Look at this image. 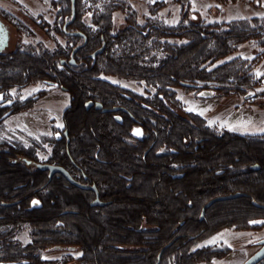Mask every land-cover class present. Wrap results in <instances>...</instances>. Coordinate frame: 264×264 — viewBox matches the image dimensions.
I'll list each match as a JSON object with an SVG mask.
<instances>
[{"label": "trees", "instance_id": "obj_1", "mask_svg": "<svg viewBox=\"0 0 264 264\" xmlns=\"http://www.w3.org/2000/svg\"><path fill=\"white\" fill-rule=\"evenodd\" d=\"M99 1L76 0L69 29L84 32L88 41L74 55L75 64L69 63L71 52L83 39L62 30L65 15L72 13L70 0L56 2L61 19L55 30L66 38L64 45L42 49L20 44L0 53V103L7 91L37 82L69 92L64 113L68 137L56 140L48 162L64 166L74 178L86 175L111 202L91 206L90 191L60 173L49 180L48 171L23 160L40 162L26 148L0 143V225L10 227L0 231V264L42 262V253L55 247L79 251V264H157L162 249L159 264L223 257L229 249L193 245L202 229L264 228V208L253 203L264 204V132L216 131L200 114L178 112L175 87L206 91L209 97L251 94L260 84L254 65L264 56V22H193L185 13L174 25L141 26L129 16L115 30L113 13L121 0H102L91 24L86 23L87 3ZM178 1L182 8L190 7V0ZM251 41L262 48L254 59L234 55ZM104 42L105 49L91 57ZM107 76L153 86L151 106L130 99L128 94L141 97ZM47 92L16 101L0 114V122L32 107ZM90 100L104 107L125 104L141 121L144 137L133 135L136 120L123 113L119 121L113 112L86 108ZM234 192L244 194L214 202L199 219L208 200ZM12 201L17 203L3 205ZM16 229H28L31 241L22 243Z\"/></svg>", "mask_w": 264, "mask_h": 264}, {"label": "rangeland", "instance_id": "obj_2", "mask_svg": "<svg viewBox=\"0 0 264 264\" xmlns=\"http://www.w3.org/2000/svg\"><path fill=\"white\" fill-rule=\"evenodd\" d=\"M56 2L57 0H0V15L8 23L11 31L10 45L6 52L13 51L20 44L42 49L64 45L66 38L55 30V25L61 19V16L58 17ZM121 2V7L113 13L115 30L123 28L129 16H133L141 26L155 22L174 25L185 13L187 19L193 22L220 23L234 19H260L264 22V0H190L189 8H182L178 0H121ZM87 5L90 7L86 22L90 23L93 9L101 8L103 1L90 2ZM261 49L255 41L246 42L240 45L234 55L252 60ZM254 71L260 78V84L252 89L250 98L235 94L228 96L216 94L209 97V92L175 87L176 98L181 103L178 112L200 114L216 131L230 130L241 134L264 132L262 131L264 129V56L254 65ZM107 78L126 89L147 95L144 91L147 85L145 81L118 76H107ZM42 90L48 92L39 97L32 107L8 114L0 122V143L23 146L34 159L48 162L56 144V135L62 136L65 128L64 113L71 100L69 92L41 82L23 88H14L4 95L0 103V114L4 109L8 111L13 105L15 107L16 101H24ZM73 198L76 197L73 195ZM6 228L8 230L10 227L0 225V231ZM15 237L24 244L31 241L28 229H16ZM262 237H264V228L226 227L204 233L195 241L193 249L215 246L229 251L223 257H214L209 262L202 261L196 264H242L259 248L257 241ZM210 241L215 242L210 243ZM79 254V251H72L66 247H55L42 253V262L25 264H73ZM68 255L73 260H68ZM261 264H264V261Z\"/></svg>", "mask_w": 264, "mask_h": 264}, {"label": "water", "instance_id": "obj_3", "mask_svg": "<svg viewBox=\"0 0 264 264\" xmlns=\"http://www.w3.org/2000/svg\"><path fill=\"white\" fill-rule=\"evenodd\" d=\"M72 3V17L70 19H68L63 26V30L65 33L70 34V35H79V36H84V41L80 44H77L74 49L72 50V54H71V58L69 59V63L70 64H75V58L74 55L75 53L87 43V37L83 32L80 31H68L67 30V26L75 19L76 17V0H71ZM1 30L5 31L7 33V29L5 28L2 20L0 19V32ZM0 48L3 49L4 46L7 45V35H5L3 38L2 36L0 37ZM106 43L104 42L102 44L101 47H99L98 49H96L93 53H91V57H96L97 54L101 53L104 49H105ZM62 63H65V60L61 61ZM246 98L251 97V94H247L245 95ZM86 108H90L92 106H94L96 109H102L103 111H116L118 109H124L121 106H114V107H104L103 104L99 101H87L85 103ZM65 135H67V130H65L64 132ZM24 161H26L27 164H33L35 165L37 168L41 169V170H46L48 171V178L49 180L53 177L54 174L56 173H61L63 176L66 177V179L71 182L72 184L81 187V188H89V189H93L94 191H96L97 193V197L91 202V205L95 206V205H104L107 202L102 201L99 197H98V190L97 187L95 185H88V184H84L81 183L80 181L76 180L72 174L69 172V170L67 168H65L62 165L59 164H55V163H50V162H33L32 160L28 159V158H23ZM254 169L259 168L258 165H253L252 166ZM244 193L242 192H234V193H229V194H225V195H218L215 196L213 198H211L210 200H208L202 207L201 210V215L200 218L202 219L205 215L206 209L211 206L214 202L218 201V200H225V199H230V198H234V197H238L240 195H242ZM17 203V201H12V202H3V205H12ZM253 203L257 206L263 207L264 208V204H261L259 202H257L256 200H253ZM257 244L261 245L260 248L258 250H256L251 256H249L242 264H256L257 262H259L260 260H262L264 258V238L260 239L259 241H257ZM162 252L163 249L159 252L158 254V260H157V264L160 263L161 260V256H162ZM8 264V263H7ZM75 264V263H73Z\"/></svg>", "mask_w": 264, "mask_h": 264}, {"label": "flooded vegetation", "instance_id": "obj_4", "mask_svg": "<svg viewBox=\"0 0 264 264\" xmlns=\"http://www.w3.org/2000/svg\"><path fill=\"white\" fill-rule=\"evenodd\" d=\"M71 1V0H70ZM57 10L58 11H61V7H57ZM72 17V13L71 14H69V15H65V17H64V21H63V23H62V30H63V26H64V23L68 20V19H70ZM0 19L2 20V22H3V24H4V26H5V28L7 29V33L5 32V31H3V30H1V32H0V37L2 36V38L5 36V35H7V45L6 46H4V48L3 49H1L0 48V53H9L8 51L6 52V49H8V47H9V45H10V39H11V31H10V27L8 26V23L3 19V17L0 15ZM72 23V22H71ZM70 23V24H71ZM87 23V22H86ZM69 24V25H70ZM88 25H90L91 24V22L90 23H87ZM69 25L67 26V30L68 31H75V30H73V29H69ZM63 32H64V30H63ZM80 32H82V31H80ZM65 33V32H64ZM84 33V32H83ZM65 34H67V33H65ZM85 34V33H84ZM67 35H70V34H67ZM86 35V34H85ZM74 36H79V35H74ZM79 37H81L82 39H83V41H84V36H79ZM87 37V36H86ZM87 41H88V38H87ZM1 43V42H0ZM80 43H82V42H79V44ZM71 54H72V52H71ZM76 54V53H75ZM63 89V88H62ZM64 91H66L65 89H63ZM128 90H130V91H132V92H134L133 90H131V89H128ZM144 91H146L147 92V95H143V94H139V93H137V92H134V93H136L139 97H141V99H138V98H136L135 96H133V95H130V94H128V96H129V98L130 99H135L136 100V102L137 103H140V104H142V105H144V106H151L150 104V102H149V100H151V99H153L154 98V96H155V89H154V87L153 86H151V85H146V90L144 89ZM67 92V91H66ZM202 92H206V91H202ZM160 97H163V96H160ZM71 98V97H70ZM94 102H96V101H94ZM125 103V102H124ZM164 103L167 105V107H170L171 105H170V100L167 98H164ZM115 106H121V107H123L124 109H118V110H116V111H109V112H113V116H114V118L115 119H117V120H122V117H123V113H125V114H127L128 116H130L134 121L136 120V125L133 127V135H134V137H136V138H143L144 137V135H143V127H141V121L140 120H138V119H136L133 115H132V113H131V111H130V109L127 107V106H125V104H118V105H115ZM94 107V106H93ZM114 107V106H113ZM64 127H65V122H64ZM65 130H67V129H64L63 130V134H62V136L61 135H56V137H57V139H61L62 137H68V130H67V135H65L64 134V132H65ZM137 132H139V134H137ZM61 174V173H60ZM179 175V174H178ZM83 178H84V180H81V179H77V178H75L76 180H78V181H80L81 183H84V184H88V185H95L96 187H97V190H98V197L102 200V201H104V202H107L106 204H108L109 202H111V200H109V199H104V198H102L101 197V194H100V191H99V188H98V186L96 185V183H94V182H92V181H88V179H87V176L86 175H84L83 176ZM71 183V182H70ZM72 184V183H71ZM74 185V184H73ZM76 186V185H75ZM78 187V186H77ZM79 188H81V187H79ZM82 189H85V190H88V191H90V193H91V195H90V199H89V203H90V205H91V202L97 197V193H96V191H94L93 189H89V188H82ZM78 199V198H77ZM106 204H104V205H106ZM91 206H93V205H91ZM96 206V205H95ZM99 206H102V205H99ZM200 215H201V213H200ZM204 217H205V215H204ZM203 217V218H204ZM202 218V219H203ZM199 219H201L200 218V216H199ZM226 227H228V226H226ZM226 227H223V228H226ZM223 228H221V229H223ZM220 229V230H221ZM200 233H205V231H203V229L201 230V231H198V233L197 234H200ZM202 234V235H203ZM262 238H264V237H262ZM261 238V239H262ZM259 241V240H258ZM259 245V244H258ZM260 246L261 245H259V248H260ZM258 248V249H259ZM257 249V250H258ZM75 263V262H74ZM76 264V263H75Z\"/></svg>", "mask_w": 264, "mask_h": 264}, {"label": "snow or ice", "instance_id": "obj_5", "mask_svg": "<svg viewBox=\"0 0 264 264\" xmlns=\"http://www.w3.org/2000/svg\"><path fill=\"white\" fill-rule=\"evenodd\" d=\"M62 127V125H60ZM262 131H264V129H262ZM137 134H139V132H137ZM33 203H38L37 201H34ZM215 241H210V243H213Z\"/></svg>", "mask_w": 264, "mask_h": 264}]
</instances>
